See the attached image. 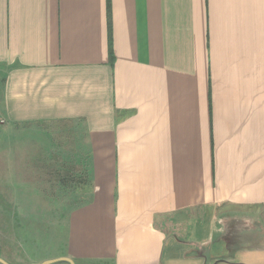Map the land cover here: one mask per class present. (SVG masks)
<instances>
[{
	"label": "crops",
	"instance_id": "1",
	"mask_svg": "<svg viewBox=\"0 0 264 264\" xmlns=\"http://www.w3.org/2000/svg\"><path fill=\"white\" fill-rule=\"evenodd\" d=\"M56 145L82 201L8 264H264V0H0V161Z\"/></svg>",
	"mask_w": 264,
	"mask_h": 264
},
{
	"label": "rangeland",
	"instance_id": "2",
	"mask_svg": "<svg viewBox=\"0 0 264 264\" xmlns=\"http://www.w3.org/2000/svg\"><path fill=\"white\" fill-rule=\"evenodd\" d=\"M63 136H66L64 132H58L56 139L59 141L56 143L61 142L62 150L66 152L69 141L63 140ZM20 143L21 147L22 143L24 144L22 149L29 152L30 156L37 154V150L41 148L39 143L31 141L29 136H16V148H21L18 147ZM55 147L60 151V156L58 158V154H55L53 161L44 160L45 155H42V160L22 161L13 155L12 162L0 161L3 163L2 167L10 171L0 172V254L5 253L1 245L4 243L13 245L14 251L22 253V247L16 245H20L19 240H23L19 236L21 226L29 232V240L38 239L35 226L27 225L28 219L53 220L56 217L57 220L62 217L65 222L71 206L81 203V188L79 187L77 192L74 189L76 182L79 185L84 184L85 177L80 174L81 165L79 162H65L63 158L66 155L61 153L57 145ZM44 232L42 231V234ZM40 247H44V244L41 243ZM55 249H65V246Z\"/></svg>",
	"mask_w": 264,
	"mask_h": 264
},
{
	"label": "water",
	"instance_id": "3",
	"mask_svg": "<svg viewBox=\"0 0 264 264\" xmlns=\"http://www.w3.org/2000/svg\"><path fill=\"white\" fill-rule=\"evenodd\" d=\"M0 260H1L2 262H4L5 264H8L5 260H3V259H1V258H0Z\"/></svg>",
	"mask_w": 264,
	"mask_h": 264
}]
</instances>
